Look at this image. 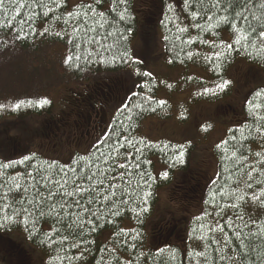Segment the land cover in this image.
<instances>
[{
	"label": "trees",
	"instance_id": "obj_1",
	"mask_svg": "<svg viewBox=\"0 0 264 264\" xmlns=\"http://www.w3.org/2000/svg\"><path fill=\"white\" fill-rule=\"evenodd\" d=\"M68 1L64 0L60 8H56L52 0H4L3 5H0V38L13 35L15 44L24 51L35 49L39 42L64 47L67 56L63 68L75 83L73 89L81 82L83 85V89H77L75 95L70 92L73 97L69 94L68 98H71V101L70 104L67 100L64 101L65 105H68L65 108L54 102L57 104L56 112L53 111L52 100H48L49 103L43 107H36L34 104L39 100L22 99L20 101H25V104L19 109L13 110L11 107L13 104L5 107L8 110L1 109L0 164L21 161L27 156L31 158L29 161L8 169L6 175L19 173L23 177L27 170L35 171L32 166L38 168L40 164L53 161L57 162V169L53 171L58 170L60 165H71L77 168V171L83 168L87 175L89 168L83 167L84 161L80 164H73L72 161L90 153L100 156L94 145L102 141L107 134L113 133L115 129L120 135L113 133L108 143L116 148H119V143H123L126 147L119 148L120 152L133 153L128 158L131 174L123 179L111 181L119 184V189L108 188L106 187L108 177L118 175L120 172H128V168H117L115 173H111L108 171L109 165L115 167L116 163L111 159L107 163L103 162V158L88 162L92 171L105 170V176L97 175L94 178L105 181V184L100 186L101 190L108 193L115 192L116 195L111 201L97 197L98 202L90 206L96 213V216L92 217L94 224L86 222L90 214H82V219L85 221L83 228L76 225L69 228L68 221L57 224L55 218L45 216L37 223L40 233L30 235L31 225L25 226L23 215H14V210L21 207L15 203L19 195L10 194L9 200H0V205L5 203L10 205L7 208H0V217L6 215L13 217L11 223H5L0 219V224H4L0 227V263L35 264L32 256L26 251L27 246H30L36 251L43 252L44 258L41 256V264H264V205H261L260 201L252 202L249 199L253 193L259 194L264 189V183H256V180L264 181V176L258 171L252 173L251 181L247 176L251 170L249 166L264 169V162L258 163L264 161V135L257 130L264 128V120H256V115L264 116V87H259L246 95L240 111L238 108L235 117L230 118L238 124L227 131L222 141L227 143L221 142L218 144L219 147L216 145L213 148L217 163L216 175L213 178L206 179L203 174L194 170V166L202 160L198 152L195 163L192 164V153L197 143L179 144L166 138L153 142L142 133L145 132L143 122L148 118L163 121L177 111L181 114L180 122L188 123L192 118L191 112L189 114L190 108L200 103L217 104L215 109L221 105H224L223 107L231 105L232 100L229 104L222 101L233 94L235 96L238 92L240 94V87H236L234 93V86L227 78V71L230 69L233 71L238 67L234 66L238 59H243L264 70V51L258 50L259 45L253 48L250 43L245 51L242 47L245 42L242 41L241 45L234 46L240 51L233 50L230 54L227 53L222 34L227 33L232 41L234 33L230 25H221L218 29L208 31L190 27L193 24L190 12L205 11L199 0H193L191 8L187 11L182 0H152L148 4L141 0H126V5H120L115 11L112 10V0H103L98 8L106 12L111 26L98 28L97 34L104 36L107 31H111L115 35L102 41L103 44L111 47H100L95 43H86L88 37L79 29L74 31L73 21L65 24L63 20L57 19V17L67 19ZM138 1L142 4V8L152 9L155 13L150 20L144 21L148 26L143 24L142 27L144 33L141 45H145L142 55L146 57L136 55L134 45L132 53V42L136 40V31L140 27L139 23L136 27V16L138 19L139 17L135 6ZM209 3L210 0H204L205 5ZM261 4H264V0H257L256 6L250 7L246 13L249 19L256 18L252 23L257 27L264 23V7H261ZM124 7L127 8V12L125 19L121 21L119 12ZM224 7H228L227 2ZM49 8L53 11L45 17L43 13ZM73 10L75 7L70 11ZM211 11L216 12L217 16L225 14L217 9ZM161 14L164 16L162 22H159L163 36L162 45L170 67L203 69L209 73V79L183 74L175 84L166 86L150 74L144 75L147 72L139 59L152 57L153 45L158 42V39L155 41L153 32L156 29L160 33L157 25ZM208 14L211 12L204 15L203 19L198 17V22L205 28ZM151 19L156 22L150 27ZM209 22L215 23V18ZM178 27H186L188 31L179 32ZM121 36L125 38L120 39ZM159 39L161 48V33ZM189 40L191 43H188ZM217 51L223 52L224 56L220 60L209 59ZM125 52L126 56L123 55ZM133 54L137 59L133 58ZM148 55L151 56L147 57ZM101 56L105 62H101ZM55 57L60 58L57 55ZM66 57H72L70 63L65 62ZM113 57L116 59L114 60ZM128 69L134 70V74L131 73L132 82L129 83V90L123 94L113 95L104 77L114 75L116 86L121 87L123 78L120 77L124 76ZM86 75L96 76L92 77L93 79L101 78V80L96 79L97 82L92 86L98 85L102 92L104 89L107 90V95L100 93L102 103L107 97L105 102L107 104L103 103L102 106L99 103H92L97 101L95 96V100L91 96L88 98L79 96L82 90L93 89L92 86L84 85L82 78ZM224 80L230 83L220 91L216 86ZM205 89H212L214 94H205ZM160 90H166L174 95L190 93L191 96L185 103L171 104L169 101H163L161 105L158 103L160 100L156 98ZM257 92H261L262 95L257 97L255 95ZM147 97H151V100L146 102ZM28 101H32L33 106H29ZM249 101L260 105L258 109L251 110L256 115L250 113ZM16 103L18 101L14 104ZM63 109H68L70 112ZM198 110L197 108L196 111ZM95 113L99 115L96 119ZM112 113L114 114L111 118ZM67 117L73 120L75 131L64 128ZM34 120H39L38 126L32 123ZM13 129H18L17 135H11ZM77 137L81 140L84 138V143H75ZM127 140H132L135 147L141 148L142 152L137 153L135 148L127 147ZM145 144H150L151 147H145ZM86 146L88 150L85 153H74L72 156L74 149ZM177 146H182L184 152L182 162L174 159L176 153L181 150ZM201 146L199 151L203 149ZM100 151L108 154L110 150L105 146L101 147ZM61 153L64 156L60 157ZM233 153L236 155L234 156ZM154 160L166 170L157 173ZM65 161L68 162L64 163ZM118 162L123 163L124 158L119 157ZM135 163L140 164V169L135 168ZM216 163L214 160L215 166ZM41 172L47 174L46 166ZM165 172L166 178L163 176ZM137 173H143V178ZM125 181L130 183L126 184ZM246 181L252 183L251 189L246 187ZM22 183L27 186L29 181L24 180ZM84 184L86 187L90 186L87 179ZM163 188H166L165 193H167V198L162 195L165 201L172 199L165 204V210L169 204L177 205L180 213L178 218L169 217L167 211L164 218L156 217V208L160 201L158 191ZM3 191L0 189V193ZM145 193L149 195L145 197ZM24 195L26 199H32L35 190L29 189ZM238 196H244V200L237 199ZM124 200L127 203L120 202ZM231 204H236L237 207H227ZM47 207L48 205L45 206L46 212ZM69 211L80 210L69 209ZM240 216L243 217V222L237 218ZM70 219L74 220L76 217L72 216ZM228 221L232 222V227L229 226ZM218 222L223 227V232L219 231ZM245 223L248 227L244 226ZM53 226L61 230L52 232L51 240L42 243L47 239L43 233L48 232ZM93 227L95 231L92 230ZM213 228L217 230L211 231ZM236 231H241L242 234L252 232L256 235L245 238L246 246L240 248L233 235ZM11 235H21L27 241L15 242V238ZM105 236L107 237L102 240ZM196 252H204L206 258L196 257ZM189 253H192L191 258ZM221 256L225 258L222 261Z\"/></svg>",
	"mask_w": 264,
	"mask_h": 264
},
{
	"label": "rangeland",
	"instance_id": "obj_2",
	"mask_svg": "<svg viewBox=\"0 0 264 264\" xmlns=\"http://www.w3.org/2000/svg\"><path fill=\"white\" fill-rule=\"evenodd\" d=\"M141 1H143L145 4H148L151 3L152 0ZM78 3L79 0H69L67 3V10L70 11L72 8L76 7ZM135 10L136 14L139 17L138 19L136 14L134 13L137 20L136 27L138 23L140 27L136 31V40H133L132 42V53L134 45L136 55L146 57L142 55V52L145 48V45H141L143 42L142 34L144 33L142 27L143 24L148 26L144 21H148L150 20V18L154 17L152 16L154 12L152 11V9L142 8V4H140L139 1L136 3ZM163 17L164 16H162V14L161 16H159L157 25L161 33V48L159 39L160 33L158 30L155 29L153 32V37H155V41L158 39V42L155 43L156 45H153V51H151L152 57H150L151 55H148L147 57H150V59H139L144 64L145 71L152 77L156 78L161 84H164L166 86H170V84H175L182 77L183 74H187V76L189 77L194 76L200 79H209V73L203 69L194 67H190L188 69L182 67H170L169 61L165 56L163 50V36L162 30L159 26V22H162ZM155 22L151 19L150 27ZM222 40L226 44L231 42V39L227 33L222 34ZM54 55H57L60 58L57 59V57H55ZM65 56H67V53L65 51V48L62 46L58 47L53 46L49 43L39 42L35 49L24 51L23 49L19 48L17 44H15L13 35L1 37L0 105H5L6 107H8L11 104H14L16 101L19 102L22 99L41 100L46 98L47 100H52L53 103H59L61 107L64 106L63 108H65V106L68 105H65L64 101L67 100L68 104H70L71 101V98H68L71 95L70 92H72V95H75L76 92H78L77 89H83V85L81 82L82 79L84 80L85 86H92L95 82H97L96 79L101 80V78H92L96 76L86 75L80 80V85L77 88L73 89L75 83H73V79L66 74V71L63 68ZM133 58L137 59L134 54ZM234 66L238 67H236V69L233 71H231L232 69L227 71V78L231 81L234 86V93L237 90L236 87H240V94L238 92L235 96L233 94L230 98L222 101L226 104H229V102L232 100L231 105H227V107H223L224 105H221L215 109L217 104L207 102L200 103L199 105L190 108L189 114L191 112L192 118L188 123L180 122L179 119L181 117V114L177 111H174L171 117L163 121L157 118H148L143 122L145 124L144 130L147 133H145L144 131L142 133L150 141L157 142L162 138H166L179 144L191 142L197 143V145L195 146V150L192 153V164L195 163V156L199 152L202 160L194 166V170L198 173L200 172L201 174H203L206 179H210V177L213 178L216 175L217 171V163L214 156L213 148L224 140L227 131L231 127L236 126L238 124L230 118L235 117V111L238 108L240 111L241 104H243L244 99L249 92L259 87H264V70L262 68L254 64H249L243 59H238ZM126 71V74L120 77L121 79L123 78V85L121 87L116 86V79L113 78L114 75L104 77V80L108 82L107 85L109 91L110 93L112 92L113 95L119 93L123 94L126 90H129V83L131 84L132 82L131 73L134 74V70L128 69ZM92 87L93 89H89L87 91L82 90L79 96L87 98L91 96L92 98H94V100L96 97L97 101H92V103L95 104L99 103L100 105H102L103 103H105L107 97H105V102L103 101L102 103L100 93L103 95H107V90L104 89V91L102 92L98 85ZM190 96V93L174 95L172 93H168L166 90H160L157 93L156 98L160 101H169L171 104H177L187 102V99H189ZM57 104L54 103V112L57 111ZM197 108L199 109L198 111H196ZM5 109L8 110L7 108H4V110ZM63 110L70 112L68 109ZM91 113L92 117H94V112H92V109ZM113 114L114 113H112L111 118L113 117ZM95 115L96 118H98L99 115L96 113ZM111 118L109 122L111 121ZM148 120L151 121L146 123V121ZM66 122L67 124L64 126V128L70 129L72 131L76 130V127L75 129H73V120L70 117L66 118ZM32 123L38 126L39 120H34ZM13 130L10 132L11 135H17L18 129L14 131ZM72 137H74V135H72ZM75 143H84V138H82L81 140L77 137V142ZM199 146L203 148L200 151ZM87 150L88 146L74 149L72 156L74 155V153L81 154L85 153ZM59 156L61 157L64 155L61 153ZM213 158L215 160L216 166L214 164ZM154 161L156 164L155 170L157 173L166 170V168L160 165L156 160ZM66 162L68 161H65L64 163ZM165 191L166 188L160 189L158 191L160 201L156 208V217L164 218L166 216L165 213L167 211L169 217L178 218L180 216V213H178L179 209L177 208V205L169 204V206H167V210H165V204L172 201V199H170L168 202L165 201L164 197L167 198V193H165ZM11 237L15 238V242L22 243V241H27L25 240L26 238L21 235H11ZM106 237L107 236L102 237V240H104ZM26 251L32 256V261L35 264H41V256L44 258L43 252L38 250L36 251L30 246H27Z\"/></svg>",
	"mask_w": 264,
	"mask_h": 264
},
{
	"label": "snow or ice",
	"instance_id": "obj_3",
	"mask_svg": "<svg viewBox=\"0 0 264 264\" xmlns=\"http://www.w3.org/2000/svg\"><path fill=\"white\" fill-rule=\"evenodd\" d=\"M62 2H64V0H52V3L56 8H60ZM182 2L185 10L187 11L189 8H191L193 0H182ZM225 2H227L228 7H224ZM3 3L4 0H0V5H3ZM102 3L103 0H79V3L76 5L75 10L67 12V19H64V17H57V19L63 20L65 24H68L69 21H73V23L75 24L74 31L79 29L88 37L86 43H95L100 47H111L110 45L103 44L102 41L106 40L108 37L115 35V33L107 31L104 36H100L99 34H97L98 28L104 29L106 25H109V20L107 18L106 12L98 8V6ZM199 3L204 6L205 11L190 12V16L193 21V24L190 25V27H195L197 29H200L201 31H208L218 29L221 25H230V29L234 33V37L231 42L227 43L224 46L227 53L230 54L233 50L240 51V49H237L234 46L241 45L242 41L245 42L244 44H242V47L245 51H247L249 43L253 48H257V45H259L258 50L264 51V23H261L258 27L254 26L252 20L256 18L252 17V19H249V16L246 14L250 10V7L256 6L257 0H210V3L207 5L204 4V0H199ZM112 4V10L115 11L116 8L120 5H126V0H112ZM260 6L264 7V4H261ZM212 9L220 10L225 14L217 16L216 12L211 11ZM169 10H172L171 5H169ZM50 11H53V9L49 8L48 11H45L43 13V15L47 17ZM126 12V7L120 10L119 19L121 21L125 19ZM208 12H211V14L207 15L205 28L198 22V17L199 19H203L204 15H206ZM214 18L216 22L210 23L209 21H212ZM177 30L179 32H186L188 31V28L178 27ZM57 35H59V33H57ZM124 38L125 37L122 36L120 37V39ZM165 39H167V37H165ZM188 43H191V40H189ZM76 46L79 47V45ZM213 46L217 47V45L215 44H213ZM123 55L126 56L127 53L125 52ZM222 56H224V53L217 51L213 53V56L209 57V59L214 58L216 60H220ZM76 59H79V57H76ZM113 59L115 60L116 57H113ZM71 60L72 57H66L65 62L70 63ZM101 62H105L102 56ZM217 67H219V65H217ZM144 75L149 74L144 73ZM229 83V81L224 80L221 83L217 84L216 87L220 91H223ZM204 93L214 94V91L212 89H205ZM255 95L259 97L260 95H262V93L257 92ZM149 100H151V97L146 98V102ZM27 103L29 106H33L32 101H28ZM48 103L49 101L45 98L35 102L34 106L43 107ZM158 103L162 105L164 102L159 101ZM23 104H25V101H20L16 104L11 105V107L13 110H16L19 109ZM248 104L250 113L256 115L251 110L258 109L260 105L254 104L252 101H249ZM5 107V105H0V109H3ZM125 107L127 108L128 106ZM136 107H140V105H136ZM256 120L262 121L264 120V116L256 115ZM257 130L261 133V135H264V128H258ZM113 133H115L117 136L120 135V133L115 132V129H113ZM113 133L107 134L102 141H98L97 144L94 145L97 152H100V156H96L95 153H90L88 156H80L78 159H74L72 161L73 164H80L81 161H84L85 163L83 167L89 168V174L87 175L83 171V168H81L80 171H77V168L72 167L71 165H60L58 170L53 171V169H57V162L55 161L40 164L38 168L34 165L32 166V168L35 171L27 170L23 177H21L19 173L11 176L6 175V171L8 169L14 167L17 164H22L25 161H29L31 158L27 156L24 157L21 161H11L8 163L0 164V181H2L0 182V189L4 190L2 193H0V200H9L10 194L19 195V199L16 200L15 203L21 205V207L14 210V215H23V222L25 226L27 227L28 225H31L30 235L40 233V229L37 227V223L45 216L55 218V223L57 224H62L65 221H68L67 226L69 228H72L73 225L83 228L85 221L82 219V214H90L86 222L88 224H94L92 217L96 216V213L92 211V208L90 206L98 202L97 197H100L104 201H111L112 197L115 196L116 193H108L101 190L100 186L104 185L105 181L95 180L94 178L97 175L101 177L105 176V170H100L99 172L92 171L89 167L88 162L90 160L94 162L95 160H100L101 158H103V162L107 163L108 160L111 159L116 162L115 167L109 165L108 171H110L111 173H115L117 168H128V172H120L118 175H110L108 177V183L106 185V187L108 188L119 189L120 185L112 183L111 181L123 179L126 175L131 174V166L128 163V158L131 157L133 153L131 151L121 153L119 148H125L126 145L123 143H119V141H116V143H119V148H116L112 144H109L108 141ZM233 139H235V137H233ZM141 143L143 142L141 141ZM222 143H227V141H224ZM105 146L110 150L108 154L100 151L101 147ZM127 147L135 148V151L137 153L142 152L141 148L135 147V144L132 140H127ZM145 147H151V145L145 144ZM177 147H179L181 150L176 153L174 159L182 162L184 152L182 150V146ZM233 155L235 156L236 153H233ZM119 157L124 158L123 163L118 162ZM237 162L239 163V161ZM262 162L264 161H259L258 163ZM45 166L47 168V174H43L41 172V170L44 169ZM134 166L136 169H140L139 163H135ZM249 167L251 168V170L247 173L249 181H251L253 178V172L258 171L261 176H264V169H257L254 166ZM137 174H140L141 178H143V173ZM163 176L166 178L167 173H163ZM85 179L90 182L89 187L85 186ZM24 180L29 181L27 186L22 183V181ZM125 183L127 184L130 182L125 181ZM245 183L247 188L251 189L253 187L252 183L247 181ZM256 183L260 184L264 183V181L256 180ZM29 189L35 190V195L32 197V199H26L24 195V193L29 192ZM147 195L149 194L145 193V197H147ZM261 197H264V189H262L259 194L253 193L249 197V199L252 202L260 201L261 205H264V199H261ZM237 199L242 201L244 200V196H238ZM120 202L127 203L126 200ZM145 203H147L146 199ZM25 205H30L31 207ZM46 205H48L47 212L45 211ZM9 206V204L5 203L3 205H0V208H7ZM227 207L235 208L237 207V205L231 204L227 205ZM69 209H79L80 211L70 212ZM143 210L146 211L147 209ZM72 216H75L76 219H70V217ZM237 218L243 222L242 216ZM0 219H3L5 223L13 222V217L9 215L0 217ZM197 219H200V217H197ZM228 223L230 227L233 226L231 221H228ZM252 223H255V221H252ZM3 226L4 224H0V227ZM244 226L248 227V224L245 223ZM218 229L221 232L224 231L223 227L219 225V222ZM60 230V228L53 226L48 232L43 233L47 239L45 241H42V243L49 242L51 240V233L59 232ZM92 230L95 231V227H93ZM216 230V228L211 229V231ZM233 235L236 237V240L239 243V247L243 248L246 246L244 243V239L250 236H255L256 234L252 232L248 234H242L241 231H236L235 233H233ZM242 235L244 236V238H242ZM51 242L54 243V241ZM229 243L231 242L229 241ZM195 256L206 258L204 252H196ZM189 257H192V253H189ZM75 259H79V257H75ZM224 259L225 258L223 256L220 257L221 261Z\"/></svg>",
	"mask_w": 264,
	"mask_h": 264
},
{
	"label": "flooded vegetation",
	"instance_id": "obj_4",
	"mask_svg": "<svg viewBox=\"0 0 264 264\" xmlns=\"http://www.w3.org/2000/svg\"><path fill=\"white\" fill-rule=\"evenodd\" d=\"M95 119H96V116H95ZM92 120H90V122H91Z\"/></svg>",
	"mask_w": 264,
	"mask_h": 264
}]
</instances>
